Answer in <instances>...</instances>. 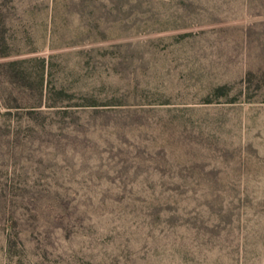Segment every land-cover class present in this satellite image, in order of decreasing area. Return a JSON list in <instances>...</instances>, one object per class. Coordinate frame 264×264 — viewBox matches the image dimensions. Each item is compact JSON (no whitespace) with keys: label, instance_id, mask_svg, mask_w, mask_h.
<instances>
[{"label":"rangeland","instance_id":"rangeland-1","mask_svg":"<svg viewBox=\"0 0 264 264\" xmlns=\"http://www.w3.org/2000/svg\"><path fill=\"white\" fill-rule=\"evenodd\" d=\"M0 264H264V0H0Z\"/></svg>","mask_w":264,"mask_h":264},{"label":"trees","instance_id":"trees-1","mask_svg":"<svg viewBox=\"0 0 264 264\" xmlns=\"http://www.w3.org/2000/svg\"><path fill=\"white\" fill-rule=\"evenodd\" d=\"M183 5L186 7V11H189L190 8H192V5L193 4H190L189 3L187 4L186 2H183ZM189 9V10H188ZM217 94H227L228 92V88L226 86H221V88H217Z\"/></svg>","mask_w":264,"mask_h":264}]
</instances>
